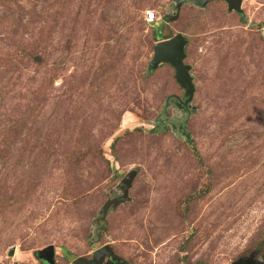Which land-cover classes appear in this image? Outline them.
Wrapping results in <instances>:
<instances>
[{"label": "rangeland", "instance_id": "rangeland-1", "mask_svg": "<svg viewBox=\"0 0 264 264\" xmlns=\"http://www.w3.org/2000/svg\"><path fill=\"white\" fill-rule=\"evenodd\" d=\"M178 6L0 0V264H46L51 245L57 264L106 245L128 264H235L264 240V0ZM178 34L187 105L171 65L150 69Z\"/></svg>", "mask_w": 264, "mask_h": 264}, {"label": "water", "instance_id": "water-1", "mask_svg": "<svg viewBox=\"0 0 264 264\" xmlns=\"http://www.w3.org/2000/svg\"><path fill=\"white\" fill-rule=\"evenodd\" d=\"M190 0H178V13L181 10V6L184 2ZM217 0H201L202 5L205 7L208 4ZM229 11H235L239 14L243 12L242 4L243 0H224ZM188 41L182 34H178L170 39L159 42L154 48V58L150 63V69L155 71L162 64H169L175 69V78L179 85L186 90V96L188 97L185 104L192 102L196 88L193 83V77L190 74L191 66L185 64L187 58L186 47ZM137 176V171L130 172L123 182L121 188L124 190V196L118 199L108 201L105 205L104 216L102 221H105L108 217V211L112 206L119 207L120 205L130 201L129 190L133 185V181ZM55 247L53 245L39 252V259L46 264H57L55 260ZM14 254V251H12ZM74 264H128V262L121 257L117 256L114 250L106 245L99 250L95 251L91 258L78 257L74 260ZM235 264H262L257 258V254H252L249 257L241 258Z\"/></svg>", "mask_w": 264, "mask_h": 264}, {"label": "trees", "instance_id": "trees-1", "mask_svg": "<svg viewBox=\"0 0 264 264\" xmlns=\"http://www.w3.org/2000/svg\"><path fill=\"white\" fill-rule=\"evenodd\" d=\"M156 24L154 23L153 24V26H155ZM156 29V28H155ZM173 36H166V37H164L162 40H167V39H170V38H172ZM40 38H42V36H39L38 38H36L37 39V42H36V45H35V47H36V51H41L42 50V43H41V41H40ZM35 54H38V53H35ZM37 55H35V57H36ZM159 68V67H158ZM157 68V69H158ZM156 69V70H157ZM119 207H121V206H119ZM119 207H117V208H119ZM108 218V217H107ZM107 218H106V220L104 221V224L102 225V229H103V231H104V229H106V225H107V223H106V221H107ZM252 254H257V258H258V260H261V262H262V264H264V261H262V260H264V240H262V241H260V243L258 244V246H257V248H255V251L254 252H252L251 254H250V256L252 255ZM249 257V256H248ZM261 257V258H260Z\"/></svg>", "mask_w": 264, "mask_h": 264}, {"label": "built area", "instance_id": "built-area-1", "mask_svg": "<svg viewBox=\"0 0 264 264\" xmlns=\"http://www.w3.org/2000/svg\"><path fill=\"white\" fill-rule=\"evenodd\" d=\"M145 19L148 24H154L158 21L157 14L155 12H149V13L147 12Z\"/></svg>", "mask_w": 264, "mask_h": 264}, {"label": "flooded vegetation", "instance_id": "flooded-vegetation-1", "mask_svg": "<svg viewBox=\"0 0 264 264\" xmlns=\"http://www.w3.org/2000/svg\"><path fill=\"white\" fill-rule=\"evenodd\" d=\"M208 5H209V4H208ZM208 5H207V6H208ZM207 6H205V7H207ZM114 252H115V251H114ZM115 254H116V253H115ZM116 255H117V254H116ZM117 256H118V255H117ZM90 258H91V257H90Z\"/></svg>", "mask_w": 264, "mask_h": 264}]
</instances>
